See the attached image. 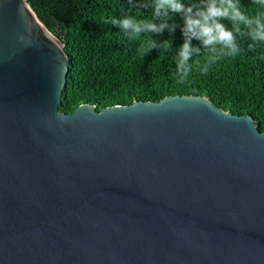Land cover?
Returning a JSON list of instances; mask_svg holds the SVG:
<instances>
[{
	"label": "water",
	"instance_id": "95a60500",
	"mask_svg": "<svg viewBox=\"0 0 264 264\" xmlns=\"http://www.w3.org/2000/svg\"><path fill=\"white\" fill-rule=\"evenodd\" d=\"M69 70L28 1L0 0V264H264L251 114L187 94L66 113Z\"/></svg>",
	"mask_w": 264,
	"mask_h": 264
},
{
	"label": "trees",
	"instance_id": "16d2710c",
	"mask_svg": "<svg viewBox=\"0 0 264 264\" xmlns=\"http://www.w3.org/2000/svg\"><path fill=\"white\" fill-rule=\"evenodd\" d=\"M45 26L65 44L70 57L67 84L60 109L71 113L89 103L99 111L138 101H160L171 95H204L233 114H251L264 132V45L249 49L252 41H240L242 53L214 65L209 74L194 73L189 83L172 77L173 53L158 50L144 59L115 25L101 17L122 19L141 13L151 18L153 0H27ZM189 0H185L188 3ZM253 12L251 0H241ZM174 21L182 23L178 15ZM230 26V25H229ZM168 38L165 33L160 40ZM183 43L178 28L175 45ZM175 47V46H174Z\"/></svg>",
	"mask_w": 264,
	"mask_h": 264
},
{
	"label": "clouds",
	"instance_id": "9594fccd",
	"mask_svg": "<svg viewBox=\"0 0 264 264\" xmlns=\"http://www.w3.org/2000/svg\"><path fill=\"white\" fill-rule=\"evenodd\" d=\"M251 3L254 10L249 14L241 0H153L151 18L138 12L122 19H100L104 24L118 26L130 42H135L140 59L153 50L161 56L173 53L172 77L177 84H186L194 73L207 75L220 61L239 56L243 51L241 40L252 41L249 49L264 45V0ZM174 15L180 17L181 24L174 21ZM178 28L183 43L177 46ZM165 33L168 38L160 40Z\"/></svg>",
	"mask_w": 264,
	"mask_h": 264
}]
</instances>
